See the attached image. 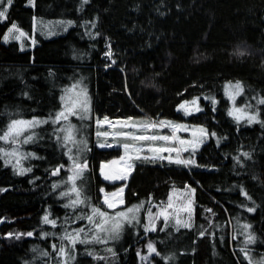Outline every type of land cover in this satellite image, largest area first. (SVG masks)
<instances>
[{"label":"trees","instance_id":"obj_1","mask_svg":"<svg viewBox=\"0 0 264 264\" xmlns=\"http://www.w3.org/2000/svg\"><path fill=\"white\" fill-rule=\"evenodd\" d=\"M7 17L0 21V133L12 119L54 115L62 107L65 90L83 77L93 100L91 150L83 156L88 170L77 185L102 210L107 211L99 189L113 191L121 184L104 181L99 167L121 156L122 149L94 148L95 118L126 119L145 112L203 127L209 136L194 153L187 151L195 161L190 171L175 163L138 161L126 191L125 207L144 202L146 213L151 205L166 202L175 187L192 186V226L177 231L165 228L160 219L155 231L145 232L141 221L138 231L132 230L131 244L121 245L115 256L106 251L108 244L78 243L71 264H140L142 242H152L161 254H154L150 264H249L241 248L254 264L264 256V126L236 121L223 91L227 82H242L238 103L249 105L250 111L258 109L264 121V104L257 103L264 97V0H35V6L13 0ZM37 17L73 23L61 33L45 35L34 33ZM12 23L28 35L24 47L17 40L4 41ZM107 39L116 66L124 67L125 73L105 68L110 65L103 57ZM237 50L245 54L237 55ZM205 94L216 96L218 102L203 99ZM197 97L201 111L186 115L178 108ZM53 127L36 131L46 136ZM32 149L39 159L23 175L0 158V189H5L0 191V264H57L52 245L59 247L65 229L85 228L92 234L86 219H74L90 209L65 208L68 198L60 196L70 187L63 183L71 166L67 149L50 134ZM61 164L65 167L52 175ZM248 207L255 211L248 212ZM46 214L56 220L55 227L44 223ZM65 217L72 219L65 222ZM245 224L251 228L245 230ZM44 232L55 235L42 236ZM17 233L25 235L17 239ZM249 233L255 234L256 243L246 246ZM86 248L106 259L94 260ZM44 251L51 255L42 256Z\"/></svg>","mask_w":264,"mask_h":264},{"label":"snow or ice","instance_id":"obj_2","mask_svg":"<svg viewBox=\"0 0 264 264\" xmlns=\"http://www.w3.org/2000/svg\"><path fill=\"white\" fill-rule=\"evenodd\" d=\"M29 4L35 6V0H28ZM88 0H83V3H87ZM13 4V0H0V21L6 20L8 8ZM65 23V22H61ZM67 24H72V21H67ZM95 27V23L92 25ZM13 30L20 32V35H24L22 30H20L16 23H12L11 27L8 28V33H12ZM99 35V33H97ZM18 38V37H17ZM4 41L7 42L9 40V35L5 34L3 37ZM35 43V41H33ZM245 53L243 51L237 50V55L243 56ZM106 55H110V53H106ZM80 82L73 84L70 89H66L65 93H71L69 95H62V107L61 109L56 112L54 115L50 114L46 119H40L38 117H33L31 120H23V119H12L10 120L9 124L7 125L6 129L0 133V141H4L9 145H14L17 143L20 144H27L33 141L35 133H29L25 135L29 129L35 128L40 124H47L49 121L53 125L63 124L59 128H54L53 134L56 136L58 142H61L62 147H65L67 151L65 155L68 156L69 161H71V166L68 168V172L70 174L67 175L66 179L63 181L65 185H69L66 191L60 192L61 197H67L68 203L64 205L65 208H71L75 210L79 205H83L90 209L89 213H81L78 216H75V220H84L88 221V224L91 225L89 232H91V236L89 237L88 233L85 232V228H77L74 229L73 232H68L65 229L64 234L60 237L61 243L59 247L56 244L52 245L53 252L56 253V257L58 258L57 264H71V262H75L76 260V245L84 244L89 245L91 243H102L107 244L109 241H117L121 238V233L123 231L125 224H133L140 223L137 215L135 214L136 211L140 207L143 206L144 202H141L140 205H133L131 208H127L125 211L109 213L108 211L102 210L101 207H98L91 203L90 197H88L85 193L83 188L77 185L78 180H82L84 173L88 170V161L86 158L82 156V153L90 151L91 149L88 147L87 141L83 138H77L79 135V130L77 126L71 123V117L75 116L81 120L85 118H90L89 116V106H88V97L86 93V88H80L79 91H76ZM229 86H231L232 91L229 92ZM225 92L229 96V99L235 102V97L241 95L244 92V88L240 81H236L235 85H232L231 82L225 86ZM27 95V93H25ZM199 98H195L198 100ZM205 99H212L213 104L216 103L214 98L205 97ZM188 101H184L182 104L178 106L179 109H183L185 114H190L191 110L186 108L185 105L188 104ZM258 104H264V97H260L257 100ZM249 105L245 104L244 108H234V110L229 111V115L234 116L237 121L241 119H246L249 124L253 122L261 123L264 126V121L259 120V110L257 109L254 112H247L244 109L248 108ZM215 110V109H213ZM195 111H201L199 107L195 108ZM108 117H104V121H108ZM127 121H133V123L128 124L125 123V127H129L132 129H137L141 133L140 135H136L133 132H123L121 135L126 139H130L133 143L125 142L122 144V147L125 150V156H121L120 160H127L131 161L133 159L136 160H146L149 162L159 160H167L169 163H175L177 165H184L189 166L195 163L193 159L189 158H182L181 153L189 151V145L191 146L192 152L194 153L196 148L202 143V137L207 134V130L203 127H199L198 130H194L192 135V140H184L177 136V133L181 130L187 131L188 127L184 124L175 123L169 120H156L152 118H146L143 121L135 122V118L128 117ZM97 124L100 123L99 118H97ZM162 128H169L171 129V134L169 135H160L157 134V131ZM152 134H148L149 132ZM62 133L63 135H59ZM97 135H101V133H97ZM107 135V133H104ZM212 136H215V133H211ZM147 142L148 147L147 151L151 153V156H144L141 157L140 153L144 151L143 145H138L135 142ZM178 142L181 147H171V146H157L155 142ZM100 147H111L112 145H104L100 144ZM176 153V157L168 155L164 156L163 153ZM132 153V154H129ZM20 154L16 148L5 149L0 147V158L8 157L9 159L5 160V165L11 163V158L17 157ZM25 155L35 156V153H28ZM245 157L250 158V153H243ZM111 163H115L112 161ZM17 164H19V160L17 159ZM15 168L16 165H13ZM65 165H58L53 171L52 175H58L60 170L64 168ZM134 169V165L132 163H127L126 167L120 169L119 171L113 172H105V165L102 163L100 167L101 174L103 175L105 180L117 181V180H126L130 172ZM31 168H23L20 167L18 170L19 175H23L26 172H31ZM59 185L53 184V188H57ZM0 191H5V189H0ZM99 191L104 193L103 197V205L107 206V209H116L119 205L124 204L123 193H124V186L116 189L113 192H105L104 188H100ZM191 192L194 193L195 189L192 188ZM241 192L244 196H246L249 200L251 199L248 196L247 192H245L241 188ZM74 194V198H73ZM171 207V204L168 205ZM189 213L188 220H181L177 215L175 218V225L177 227V231H179V227L189 228L191 226V201H189L188 207L185 209ZM207 211L211 212V209H207ZM248 212H254L255 208L248 207ZM131 213V215H129ZM149 216V223L144 225V231H155V220L159 216H163L165 224L164 227L167 228V221L169 218V213L165 208H161L159 213L155 215L148 210ZM70 217H65V222H67ZM43 221L46 224H51L53 227L56 226L55 219H49V216L46 214L43 217ZM244 229L247 230L251 228L250 224H245ZM33 232L26 233L27 236H33ZM9 237L13 235V233L7 234ZM16 238L19 239L21 235H25L24 233H17L15 234ZM42 236L48 235H55L54 233H41ZM201 236L204 235V232L200 233ZM235 238V237H234ZM64 241L68 242V245H65ZM256 243V236L254 233H249L245 240V245L248 244H255ZM70 245V247H69ZM148 253L151 255L155 253L156 255H161L157 249L155 248L152 242H149L147 245ZM35 251V249H34ZM107 252L111 253L113 256L116 255V252L113 248H107ZM241 252H244L245 259L249 261V264H254L252 257L249 255L244 248H241ZM86 254L91 256L94 260H105L106 257L98 255L94 250H88L86 248ZM44 257H49L51 254L47 251L41 253ZM137 255L139 256L140 253L138 252ZM143 260H147L148 257H141ZM162 259H172V257H162ZM255 264H264V256L260 257Z\"/></svg>","mask_w":264,"mask_h":264},{"label":"rangeland","instance_id":"obj_3","mask_svg":"<svg viewBox=\"0 0 264 264\" xmlns=\"http://www.w3.org/2000/svg\"><path fill=\"white\" fill-rule=\"evenodd\" d=\"M69 21V20H60V21H57V20H50V19H44V18H35V21H34V33H37V32H40V33H43L45 35H51V34H55V33H61L63 32L64 30H66L69 26H71L72 24H67L66 22ZM61 22H65V23H61ZM21 30V29H20ZM24 33V35H20V32H17L16 30H13L12 33H7L9 35V40L7 42H10L12 40H17L19 41L22 46L24 47V39L26 37H28V35L22 31ZM18 37V38H17ZM30 39V38H29ZM33 40V38H32ZM110 41V39H107L106 42ZM33 43V42H32ZM106 44V43H104ZM114 60V58H113ZM109 61V60H108ZM110 65H107L105 66V68H108V67H116L118 69H120V71H122L123 73H125V70H124V67H120V66H116L117 63L112 61L110 62ZM77 82H80L79 85H78V88L76 89V91H79L80 88H86V93H87V97H88V106H89V116L90 118H85L83 120L73 116L71 117V123L76 125L77 126V129L79 130V135L77 138H83L87 141V144H88V147L90 148V119H91V115H92V108H93V105H92V95H91V92H90V87L89 85L87 84V82L85 81V79L83 77L81 78H78L74 83H72L67 89H70L71 86L73 84H76ZM229 82H227L224 87H223V91L224 93L226 94L225 92V86L228 85ZM232 85H235V82H231ZM243 88H244V84L241 82ZM229 92L232 91V88L231 86H229V89H228ZM71 93H68V94H64V95H69ZM226 96L229 98V96L226 94ZM241 95L239 96H236L235 97V102L233 103L232 100L229 99L230 101V110H234V108H244L243 106H241L239 103H238V98L240 97ZM203 99H205V97H209V98H214L216 103L218 102V99L216 98V96L214 95H208V94H205L202 96ZM199 99L198 100H195V99H192L190 101H188L189 103L185 105L186 108L190 109L191 111H194L195 108L199 107L200 105V109H201V97H198ZM205 100H208V101H211L212 102V99H205ZM245 111L247 112H254V111H250L248 110L247 108L244 109ZM143 116H135L133 118H135V122H140V121H143L144 119L146 118H152V119H156V120H165L163 118L160 117V115L158 116H154V115H149L145 112H143ZM232 116V115H231ZM234 118V116H232ZM40 119H46L48 117H38ZM108 121H104V118L102 119H99L100 120V123L97 124L96 121H97V118H95L94 120V139H93V145H94V148H97V149H101V150H107V149H113V148H120L122 149V155L121 156H125V150L124 148L122 147V144L125 143V142H128V143H133L130 139H126L125 137H123L121 135V133L123 132H133L135 133L136 135H140V134H144V133H141L139 130L137 129H132V128H129V127H125V123H128V124H131L133 123V121H127V118L126 119H120V118H110L108 117ZM32 118H29V119H23V120H31ZM235 119V118H234ZM236 120V119H235ZM259 120H260V116H259ZM237 121V120H236ZM240 121H244V122H247L246 119H241ZM248 123V122H247ZM256 122H253L251 124H254ZM63 124V121L61 122V124H56V125H53L51 123V121H49V123L47 124H40L39 126L35 127V128H32V129H29L28 132L25 133V135H28L29 133H35L34 135V138H33V141L32 142H29L27 144H20V143H17V144H14V145H10V146H7L4 141H2V145H0V147L2 148H5V149H11V148H16L18 150V153L20 154L19 156L17 157H14V158H11V163H9V165L13 166V165H16L15 169L16 171L18 172L19 168L20 167H23V168H31L33 169V167L37 164V161L39 159V155L32 149V146L34 144H36V142H41L43 141V139L45 137H49V134L52 135V137H55V135L53 134V131H54V128H59L61 127V125ZM44 125H53L54 127L52 128L51 131H48L47 135L45 136L44 134L42 133H37V129L44 126ZM188 127V130L187 131H184V130H181L180 132L177 133V136H179L181 139H184V140H192L193 139V131L194 130H198V128H194V127H190L188 126L187 124H184ZM153 131H157V134H160V135H169L171 134V129L169 128H162V129H159V130H153ZM101 133V135H97V133ZM104 133H107V135H104ZM148 134H152V132L150 131ZM59 135H63L62 133H59ZM208 134L204 135L201 139H202V143L199 144L198 147L202 146L203 144H205L207 141H208ZM163 145H165L166 147L168 146H171V147H181V145H179L178 142H162L160 141ZM136 144L138 145H143L144 146V151H142L140 153L141 157H144V156H151L152 154L149 153L147 151V147H148V144L147 142H140V141H137L135 142ZM156 143V142H155ZM100 144H104V145H112L111 147H100L99 145ZM156 145L158 146V144L156 143ZM189 151H192L191 149V146L189 145ZM197 147V148H198ZM88 152V151H87ZM87 152H84L82 153V156L86 155ZM28 153H35V156H31V155H25V154H28ZM129 154H132V153H129ZM164 156H168V155H171L173 156V158L176 157V153H163ZM181 157L182 158H188L187 157V152H182L181 154ZM121 156H119L118 158H113L109 161H103L102 163L105 165L107 171H115V165H116V169L118 168H121L117 159H119ZM6 159H9L8 157H4V160ZM17 159L19 160V164H17ZM112 161H115V163H111ZM124 163H132L134 165V169L137 165V162L138 161H143V162H148V163H169L167 160H155V161H152V162H149V161H146V160H136V159H133L131 161L127 160V158L125 160H123ZM101 163V164H102ZM101 164H100V167H101ZM100 167H99V174L101 176V178L106 181L107 183H111V184H114V183H120L121 186H119L118 188L124 186V193H123V198H124V204L123 206H118L116 208V212H120V211H125L127 208L125 207V203H126V200H125V197H126V191H127V188H128V182L134 172V169H133V172L131 173V176L130 178H127L128 180H117V181H111V180H105L103 175L101 174V171H100ZM189 171H190V167L191 165L189 166H185ZM27 173V172H26ZM101 188H104V187H101ZM117 188V189H118ZM105 189V188H104ZM191 189H192V186L188 185V186H185L184 188H174L168 198V200L162 204H159V205H151L150 206V210L151 212L155 215L156 213H159L161 211V208H165L168 213H169V218H168V221H167V225L168 226H173L175 228H177L178 226L175 225V218L176 216L178 215L179 218L181 220H188L189 219V213L185 210L187 207H188V204H189V201H191V221H190V224L191 226L193 225V219H194V211H195V207H194V197H195V192L192 193L191 192ZM113 191H116L113 190ZM113 191H108L105 189V192H113ZM101 202L103 201V197H104V193H101ZM171 204V207H168V205ZM137 205H140V204H137ZM107 209V206L104 205ZM124 208L122 210H118L119 208ZM132 207V206H131ZM129 207V208H131ZM107 211L109 213H115L113 212L114 209H107ZM209 212V211H208ZM212 212V211H211ZM141 223V221H144L146 224L149 223V216H148V211L145 213L144 212V207H140L138 209V211H136L135 213ZM131 215V213L129 214ZM160 219H163V222L165 224V221H164V218L163 216H159L156 218L155 220V227H157V223ZM140 223H135L133 222V224H125L124 225V228H123V231L121 233V238L117 241H109L107 244L109 246V248H113L115 252L118 251L119 247L121 245H130L131 244V240H130V236L132 234V230L133 232H137L138 231V224ZM180 228V227H179ZM148 232H152V231H148ZM231 236V234H230ZM90 237V235H89ZM149 242L147 243H140L139 244V253L140 255L138 256L139 257V261H140V264H150L153 262V259H152V256L155 254V253H152L151 255H149L148 253V248H147V245H148ZM141 257H148L147 260H143L141 259ZM258 261V260H257Z\"/></svg>","mask_w":264,"mask_h":264},{"label":"built area","instance_id":"obj_4","mask_svg":"<svg viewBox=\"0 0 264 264\" xmlns=\"http://www.w3.org/2000/svg\"><path fill=\"white\" fill-rule=\"evenodd\" d=\"M106 53H110V55H106ZM103 57L106 60H109L110 62H112V61L114 62V60H113V49H112V43H111V41L106 42V44H105V51L103 53ZM208 209H211V208H208Z\"/></svg>","mask_w":264,"mask_h":264},{"label":"crops","instance_id":"obj_5","mask_svg":"<svg viewBox=\"0 0 264 264\" xmlns=\"http://www.w3.org/2000/svg\"><path fill=\"white\" fill-rule=\"evenodd\" d=\"M96 123H97V122H96ZM156 143L158 144V146H165V145H163L161 142H156ZM117 161H118V163H119V165H120L121 168L116 169V165H115V171H114V172L119 171L120 169H123V168L126 167V163H124V161L120 160V158L117 159ZM105 172H109V171H107L106 167H105ZM132 172H133V170H132V171L130 172V174L128 175V178H130ZM126 180H128V179H126ZM123 199H124V198H123ZM119 206H123V205H119Z\"/></svg>","mask_w":264,"mask_h":264},{"label":"flooded vegetation","instance_id":"obj_6","mask_svg":"<svg viewBox=\"0 0 264 264\" xmlns=\"http://www.w3.org/2000/svg\"><path fill=\"white\" fill-rule=\"evenodd\" d=\"M175 246V245H174Z\"/></svg>","mask_w":264,"mask_h":264}]
</instances>
